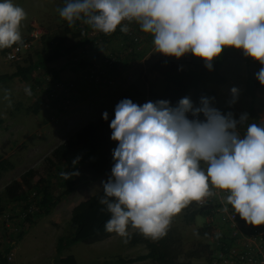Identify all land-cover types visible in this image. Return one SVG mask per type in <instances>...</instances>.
<instances>
[{
	"label": "clouds",
	"instance_id": "clouds-1",
	"mask_svg": "<svg viewBox=\"0 0 264 264\" xmlns=\"http://www.w3.org/2000/svg\"><path fill=\"white\" fill-rule=\"evenodd\" d=\"M57 11L69 27L82 21L105 35L118 26L127 34L134 22L153 37L156 53L177 59L191 53L209 70L225 48L242 50L261 65L255 76L264 86V0H65ZM26 18L13 0L0 2V50L23 44ZM24 91L32 94L30 86ZM231 94L235 103L239 90L233 87ZM214 99L201 97L198 107L189 97L176 106L168 100L138 105L130 99L116 105L110 123L117 142L114 165L99 198L102 211L110 213L106 232L127 243L132 228L157 241L190 203L203 204L213 196V187L227 193L226 205L248 225H264V125L247 124L241 135L238 125L247 114L239 121L231 112L222 114L211 106ZM60 175L71 179L79 173Z\"/></svg>",
	"mask_w": 264,
	"mask_h": 264
},
{
	"label": "rangeland",
	"instance_id": "rangeland-1",
	"mask_svg": "<svg viewBox=\"0 0 264 264\" xmlns=\"http://www.w3.org/2000/svg\"><path fill=\"white\" fill-rule=\"evenodd\" d=\"M62 1L63 0H13L14 4L22 7L27 13V18L21 25L22 38L27 35V31L30 29L29 27L32 23L44 27L49 34L61 28V18L57 9L61 7ZM0 2H2V0H0ZM77 41V39L67 37L63 47L67 49ZM116 44V41L110 43L113 47ZM140 52L143 53L142 57H146L144 65L133 67L139 59L125 65H122L121 61L115 68L117 74L112 79L111 85H86L85 83L78 85L77 96L81 95L80 87H82V97L78 100H73L67 111L78 103L81 104L83 111L78 117L70 121L64 119L67 111H60L55 108L52 102L46 101L44 92L35 88L43 76L39 68L35 69L30 74L29 80L26 82L13 79L4 85L0 84V156H5V158H8L14 165L13 170L3 174L0 178V194L2 188L7 183L16 180L21 173L29 168H36L39 174L42 175L43 168H41L40 165H42L43 159L48 156L56 143L67 139L73 132H76L80 126L89 122H96L99 119L106 109V103H104V105L102 103H96L94 100V94L96 92H104L111 89V98L117 95L119 102L123 98H129L135 101L136 104L143 105L144 102L141 100L145 97L147 84H152L154 91L157 93L161 90V81L155 71H153V64L156 61L165 59L173 60L184 66L186 61L184 56L177 59L175 57H165L163 54L156 53L153 45V37L151 35L150 38L144 42ZM35 53L36 52L33 51L27 54L26 57L30 56L33 61H36L37 55ZM61 53L55 60L63 62L64 67L72 64L74 65L72 68L76 69L71 78H61L68 81L75 80L76 75L85 72V69L82 67L75 66V64H77L76 61L87 60L86 66H88L90 61H96L98 57L105 52L96 50L84 52L78 48L71 53ZM40 55V57L46 56L45 54ZM219 63L218 73L225 78L226 82L220 86L213 84L207 86V89L213 91L215 94L212 107L220 110L224 106H227V113H233V118L238 121L241 115L246 113V125L255 123L256 120L258 123L264 125V91L260 89L257 90L254 97L251 98L244 87L248 75L251 79L256 80L255 74L261 68L259 62L250 57H245L242 50L225 48L221 54ZM21 64L22 63H19V65ZM50 65L56 67L57 63H48L47 67ZM14 66V64H9L3 60L0 52V75L13 72ZM28 86H30L32 92L30 96L26 95L24 91L25 87ZM233 87L239 90V94L236 102L230 103L233 100L231 94V89ZM4 90H8L10 93L9 99H5ZM186 97L191 99L190 93H188ZM37 99L41 101V107L38 113L34 115L30 112L29 108ZM119 102H116V104ZM9 103L11 106H9ZM51 106L54 107V109L52 108L53 112L45 114L46 110L50 111ZM3 126H24L26 128V130L22 132V135L25 136L23 137L24 140H12V138L7 135L6 129ZM60 126L63 127L59 129ZM21 129L23 130L24 128L21 127ZM56 130H58V132ZM110 175L111 170L105 172L94 181L78 187L73 193L57 204L50 211L49 215L38 218L35 224L27 228L26 233L18 242H15L14 238L18 230L20 231L21 224H19L20 227H18L17 232L12 234H8V232L2 231L0 228V240L2 241V245L7 242H13V257L9 264H52L55 258L54 247L57 239L69 233L68 219L70 210L77 203L87 199L97 191L102 190V181H106ZM55 183L56 182L53 181L51 184L53 195H57L59 192ZM16 207L17 206L12 207L11 205L6 206L5 211H7L6 213L17 212L19 209ZM195 209L193 203H190L181 213L173 217L169 227H173L180 234L184 252L198 249L201 251V255L205 256L204 252L208 249H212L211 238L206 240L196 236L195 233L198 228L206 225L204 218L197 216L194 222L189 225H185L182 222L183 215ZM218 221L219 219L214 217L213 224L210 223L211 225H209L215 233H218L221 228ZM133 231L138 230L132 229L129 230V233ZM142 253H144L143 247H127L124 243V238L112 233L109 238L92 245L80 243L73 244L67 250L63 251L60 256H72L76 264H102L103 261H109L117 256L130 258ZM203 262V259H199L193 261V264H202Z\"/></svg>",
	"mask_w": 264,
	"mask_h": 264
},
{
	"label": "trees",
	"instance_id": "trees-1",
	"mask_svg": "<svg viewBox=\"0 0 264 264\" xmlns=\"http://www.w3.org/2000/svg\"><path fill=\"white\" fill-rule=\"evenodd\" d=\"M64 0L61 7L64 5ZM77 39L78 41L65 49L63 47L67 37ZM148 39V38H147ZM43 51L45 57H40V53L36 52V61H33L30 56L22 60V64H14V71L9 74L0 75V84H5L13 79H18L21 82L29 80L30 74L39 68L43 75H48L52 79H58V70L47 67L60 53H71L76 47L81 48L88 42L78 38L75 34H69L67 28H59L51 34H47L43 39ZM56 42L55 46H51L49 42ZM51 47L50 50H47ZM3 49L0 51L2 53ZM141 51V50H140ZM133 50L128 54H120L108 71H106L107 79H113L110 76L112 72H116V66L122 61V65L130 64L136 60H140L142 52ZM61 53V54H62ZM40 55V56H39ZM186 58L184 66L173 60L156 61L152 68L161 81V90L159 93L154 91L152 84H147L145 97L142 102H155L157 100H168L171 106H176L181 98L186 97L188 93L191 95V100L195 107L200 106V98L208 97L215 98L213 91L208 90L209 84L223 85L225 78L218 73L219 62L218 57L213 62V69L209 70L205 67V62L201 58L193 56L191 53L184 55ZM130 61V62H129ZM77 67L85 69L86 61H76ZM88 63V62H87ZM245 91L253 98L257 90H263L259 81L249 77L245 81ZM129 99V98H123ZM122 99V100H123ZM131 100V99H130ZM215 100V99H214ZM211 101V106L214 103ZM133 103H136L132 100ZM40 100H36L29 110L32 114H37L40 108ZM117 105V104H116ZM112 107L108 113V119H103V115L96 122H89L81 126L67 139L56 145L43 159L41 168L43 174H39L36 168H29L19 175L16 180L7 183L0 194V215L6 213V206H12L26 211L30 206L33 210L27 211L24 214L21 222L20 231L15 235L14 241L18 242L26 233L27 228L35 224L38 218L49 215L50 211L59 204L63 199L73 193L81 185L87 184L102 176L105 172L111 170L114 165L113 149L117 147V142L111 139L112 130L110 128L111 121L115 118V107ZM222 114H227L228 107L224 106L220 109ZM189 119L193 117L189 113ZM199 119L204 120L201 113ZM256 119V118H255ZM258 125H263L255 121ZM1 124V120H0ZM247 125H238V129L243 135ZM79 157L78 162L73 165V160ZM14 165L8 158L0 156V178L3 174L13 170ZM61 172H78L79 175H73L71 179L63 178ZM56 182L59 190L57 195H53L51 184ZM103 196V189L92 194L87 199L77 203L69 213L68 228L69 233L64 237L57 239L54 247L55 258L52 264H76L72 256L61 257V253L67 250L71 245L80 243L84 245H92L99 243L109 238L112 233L105 231L104 225L110 218V213L102 211L104 207L99 203V198ZM12 213H15L12 212ZM207 211L206 208H199L187 212L183 215L182 222L185 225L192 224L195 217L201 216L204 218ZM25 227V228H24ZM132 230V228H129ZM196 236L206 240L211 238L212 249L204 252L205 256L201 255V251L193 249L187 252L183 251L182 239L180 234L173 228L169 227L166 236L153 241L145 238L139 231L129 233L127 247L141 246L145 253L133 258L117 256L109 261H103L102 264H193V261L203 259L202 264H211L219 251H222V246L226 244L223 228L219 229L218 233L213 232L210 226L203 225L196 230ZM10 247L7 244L0 245V264H9L6 260V255ZM215 253V254H214Z\"/></svg>",
	"mask_w": 264,
	"mask_h": 264
},
{
	"label": "built area",
	"instance_id": "built-area-1",
	"mask_svg": "<svg viewBox=\"0 0 264 264\" xmlns=\"http://www.w3.org/2000/svg\"><path fill=\"white\" fill-rule=\"evenodd\" d=\"M60 25L61 29L67 28L68 35L75 34L78 38L88 42L80 48L82 51L105 52L96 61H90V64L84 70L85 72L76 75L75 80L66 81L59 77L58 79H52L48 75L41 77L35 88L44 92L46 101L52 102L54 107L60 111H67L70 108L72 101L78 94V85L84 83L86 85H111L112 80L107 79L106 71L110 69V66L116 62L118 57L121 58L120 54L142 50V46L148 37V34L143 33L134 22L128 25L129 32L127 34L122 33L118 26L117 30L110 35L95 31L82 21H77L72 27H69L67 22L61 19ZM29 28L27 35L22 38L23 44L13 46L11 49H3L1 56L7 63L19 64L27 54L33 51L45 54L42 49V39L48 34V31L34 23ZM112 41H116L117 44L111 50L110 43ZM56 42H49L48 44L55 46ZM50 49L51 47L47 50ZM211 191L214 195L207 198L203 204L192 202L196 209L206 208L207 213L204 220L207 226L211 225L210 223L213 224L214 217H217L219 219L218 224L224 230L226 244L222 246V251L216 254L211 264H264V225H248L239 215L235 214L231 205H226L227 193L214 187L211 188ZM225 206L229 209L227 213L223 211ZM30 210H33V208L29 206L26 211L19 210L15 213L0 215V228L2 231H6L8 234L17 232L24 214ZM1 242L0 240L2 246ZM5 244L10 247L6 255V260L10 263L13 257V242Z\"/></svg>",
	"mask_w": 264,
	"mask_h": 264
},
{
	"label": "crops",
	"instance_id": "crops-1",
	"mask_svg": "<svg viewBox=\"0 0 264 264\" xmlns=\"http://www.w3.org/2000/svg\"><path fill=\"white\" fill-rule=\"evenodd\" d=\"M150 38V34H149V37H148V39ZM79 48V47H78ZM77 47H76V49L74 50V51H76L77 49H78ZM110 48H111V50H112V48H113V46L112 45H110ZM114 49V48H113ZM145 59H146V57H142L136 64H134V66L133 67H139L140 65H144V63H145ZM87 61V60H86ZM52 63H57V66L56 67H53V66H48V67H50V68H53L54 70H58L59 71V73H58V77H60V78H65V79H67L68 77H70L71 78V76H73V74L75 73V71H76V69L75 68H72V66H74V65H69V66H65L64 67V63L63 62H59V60H54V61H52ZM140 63V64H139ZM137 65H139V66H137ZM75 66H77V65H75ZM10 70V69H9ZM11 73V72H10ZM116 74H117V72H112L111 74H110V76H113V77H115L116 76ZM119 76V75H118ZM117 76V77H118ZM81 88V95L79 96H76L75 98H74V101L75 100H78L80 97H82V87H80ZM113 91H114V89H113ZM109 93V94H108ZM114 93V92H113ZM111 94H112V92H111V89L110 90H108V91H98V92H96L95 94H94V96H95V101H96V103H102L103 105H104V103H106L105 104V111L104 112H108L113 106H115V104H116V102H119L118 101V96L116 95V96H114L113 98H111ZM84 96V95H83ZM40 107H41V104H40ZM52 108L54 109V107L53 106H51V109H50V111H48V110H46V112H45V114H50L51 112H53V110H52ZM42 111V110H41ZM40 111V112H41ZM82 108H81V104L80 103H78V104H76V105H74L69 111H67L65 114V117H64V119H66V121H70V120H72V119H74V118H76V117H78L81 113H82ZM103 115V114H102ZM101 115V116H102ZM100 116V117H101ZM99 117V118H100ZM3 127H5V129H6V133H7V135L10 137V138H12V140H15V141H17V140H24V138L23 137H25V136H23L22 135V132L23 131H25L26 130V128L24 127V126H21L22 128H24L23 130L21 129V127L20 126H3ZM63 126H60L59 127V129H61ZM81 127V126H80ZM79 127V128H80ZM57 132H58V130H56ZM74 133V132H73ZM63 141V140H62ZM62 141H59L58 143H56L53 147H55L57 144H59V143H61ZM53 147H52V149H53ZM29 151H31V150H29ZM3 158H5V156H3ZM98 192V191H97ZM144 253H145V251H144ZM144 253H142V254H144ZM141 255V254H140ZM138 256V255H137ZM135 257V256H134ZM130 258H133V257H130Z\"/></svg>",
	"mask_w": 264,
	"mask_h": 264
}]
</instances>
